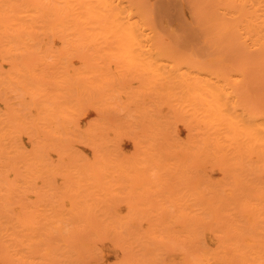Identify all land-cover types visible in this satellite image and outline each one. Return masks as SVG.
<instances>
[{
    "label": "bare ground",
    "instance_id": "obj_1",
    "mask_svg": "<svg viewBox=\"0 0 264 264\" xmlns=\"http://www.w3.org/2000/svg\"><path fill=\"white\" fill-rule=\"evenodd\" d=\"M0 13L3 14V16H0V27H3L6 30L7 35H8V38L6 41L5 55L0 54V74L1 75H6L11 81L15 82L17 84V86L21 87L25 92H27V94H32V93H37V92L41 93L45 97L46 101H51L53 104L56 105L57 109H54L55 114L59 113L61 110L62 119L65 121V120H68V118L71 119L73 114L77 115L78 111H79V107H77V108L73 107L70 104V100L67 98H64L65 95L67 96L68 93H71V95L73 94L72 96H75L78 99H81V98L84 99L85 96H87L89 94L90 95L92 94L91 96H93V92H96V91H91V93H89V89H87V87H86V89L82 90L81 89V88H83L82 84L83 83L85 84L87 82V84L91 83L93 85L96 83L95 80L98 81L97 77H99V79H101V81H102V78L105 77L104 80L106 81V78H108V76L110 74H112V73H110V74H108V76H105V75H107L105 70L106 69L108 70V66L110 65L109 63L111 62L109 60V58L112 61L115 60L114 63H117V60H118L119 63H117V64L118 65L120 64L123 67L122 68L120 65L118 66L115 64L117 69H118V70L115 69V71L123 72V75L121 73L122 76L119 75L121 77V81H122V79L124 82H125V80H128L129 78L131 79L133 72L130 74L131 77H129L128 79H125L127 77L125 75L127 74L128 71L131 72L132 69H133L132 71L136 70V72H139L140 75L137 73L138 76H141L142 73L144 76V73H145L147 75V78L151 79V82H153V84H152L149 81L150 84H152L151 86L146 84L147 86H149V89L151 87L155 88V85L160 83L159 87L163 88V90H162L163 92H165L167 89L170 90V91H166L165 93L162 92L164 95H166L167 92L168 93L171 92V90H172V92L174 91L173 94L176 97L178 96L177 99L179 98L178 92H180L182 94V97L180 95V97H181L180 99L177 100L174 98V100L172 101L173 95H172L171 100H170L171 97L167 98V96H165L163 99V95H161L163 102L165 103V100H167L166 103H168V102L170 103V105L168 103V107L169 106L173 107L172 109H170V107H169L170 112L169 111L167 112L169 114V116L166 115V118H165L164 114H161L159 112L160 111L159 107H163L162 106L163 103L159 107L154 106L153 103H149L147 101L145 103V100H144L145 96H144L143 91L140 92L137 89L138 93H140L142 96H144L143 97L144 99L142 97H140L139 99L140 100L142 99V102L144 104H146L147 106H148V104H150L152 107L154 106L157 109L159 108L158 109L159 111L157 109L155 111V109H154V112L156 113V115L159 113L158 116L159 115L164 116V118L166 119V121H165V119H162V121H163L162 124L164 122H166V123H168V126L166 123H164L163 127L165 125L166 126L164 127V129L163 128L161 129V127H160L161 126V123H160L161 119H159V118L157 119L156 118L157 116L156 117L153 116L154 118L157 119V121L155 119V122H154V119L151 116H148V115H151L152 112H150V111L152 109H150L149 107H145V109L143 108V111H145L147 109H149V110H147L146 113L143 112L141 109L142 104L138 103V102L134 103L135 101H139V100L133 101L135 96H133V95L128 96L127 91H128V89L130 91V88L126 87L127 83L123 84V86L125 85L124 88L122 87L123 82L119 83V85L122 87V89L119 87V88H117L116 92H115L114 88H113V90L111 88V92L113 91L114 94L115 93L118 94L117 93L118 89L120 90V94H121L126 90L125 88H128L127 91H125L127 94V98L125 99L126 101L123 100L124 101L123 105L121 104L123 102L121 99H120V101H122V102L118 103L119 98L115 97L113 99V101L117 102L118 105L121 104L123 106V109H125V107H126V109L130 108V105H129V107L127 106L129 103L133 104L135 106L140 104L141 108L138 106L141 109L140 113L138 114V111H139L138 107H137V110H135V111H137L138 115L142 114L141 111L143 112V115H141V117L143 116L142 122H143V120H147L151 117L150 120H151V124L153 125V127L151 126L152 128H150L148 126L149 124H147V128L149 127L151 130L156 131L155 135H153L151 133L152 131H150V135L152 137V140H151V138L149 139L150 135L146 136V137H145V135L143 136V133L145 132V129L143 127L145 125L143 124V127H142V123H139V124H141V130H142V128L144 129L142 131L143 133L141 134L143 136V138L142 137L139 138V136L138 137L136 136L137 139L142 140L141 141L142 143L140 142L141 143L140 145L143 144L141 146L142 147L141 149L142 150L144 149V152H141L142 150L139 149L140 146L138 145L139 140L135 139L134 132H132V130L135 129V126L133 125L134 127L132 126V129H131V126H129L130 123L128 122L129 125L125 123L127 121L125 119L128 115L126 117H124V120H125L124 124L128 125V127H129L128 130H127V128H120L118 125L113 128V129H115L118 127L119 129L126 130L125 134L123 133L124 135H122V136H124V137L128 136L129 139H130V137H132V138H134L135 142L136 141L138 142L137 148L134 151L135 154L138 156H135V159H141L142 158V160H143V157L140 158L139 156H143L144 154L149 155V153H150V155H149L150 157L148 158L150 161H147V160L146 161L150 162V163L153 162V164L156 163L155 166L160 168L157 165V163H160V164L162 163L161 161H163V160L160 159V158H163L161 156L162 153H164L163 156H165V155L167 156L169 153L171 157L169 155L167 157H164L165 165H162L164 163V161H163V163L161 164V168H165L163 170L167 171L166 174H168V173L170 174V171H168V170L172 167H170L171 166L170 163L169 164L167 163L168 165H170V166H167L166 162L172 161L171 162L172 166H174V167H175V165H176V167L178 166L179 168H177L178 169L177 171L182 170V171H179V173L183 172V174L180 173V175H178L179 173L177 174V171H175V169H171L172 170L171 171L172 173L170 174L171 176L168 175L169 179H170V180L169 179L168 180L170 182L168 181V183H167V181H166V184H164L165 182L161 181L163 183V184L161 183L163 185V186L161 185V187H165V185H167V184L172 186V184H170L172 181L173 185L178 187L177 192L174 193L173 189H172V191H170V189L168 191L164 189V192L165 193H166V191H167V193L172 192L171 194L174 195L177 193L181 194V192L183 191L181 197H179L180 195L178 196L179 199H181V200H182L183 195L187 196V197L184 196L185 200L189 199L190 198L189 196H191V194H189V192H187L188 190L186 189L187 188L186 185H184V184H188L190 182L189 179H187V176H183L184 173L187 171L184 172L183 170H185V169H180L185 164L188 165V163H191V165H188V170H191V173L190 172L187 173L188 177H190V175L192 173H194V171H192V169L194 170V167H195L197 170V165H196L197 163H194L192 161L198 160L199 158H201V160L205 159L203 161V163H204V162H207L209 160L207 162V164H209V166H206L204 168L206 169V171L208 173L207 175H210L212 177V173L214 171V168L219 166L218 165L215 167V163L216 162L218 163V161H219V163H221V165L222 164L229 165V163H230L231 165H235V166L238 165V163L241 166H245L244 165L245 162L248 161V162H246V165L248 163H250L248 165L249 166L251 165L250 168L252 169V171H249V172H250V174H253V175H249V172H247L246 170H245V172H247L248 174L243 173L244 171L242 172L240 170L235 171L238 178L240 177V173H241V180L243 182L245 180V182H244L245 184L243 182H242V184L240 183L241 185L238 184L241 181L239 179H236L239 182L236 181L235 180L236 175L234 173L232 174V171L230 172V174L233 176V178L235 180L234 185L236 184L234 187L233 195H235L237 193L236 196L240 197L242 200L250 198V200L249 199L245 200V202L243 200L242 202L245 204H242V205H245V208L247 207V210L250 208L251 210H249V212L252 210L254 211L256 209L257 212H259L258 213L259 215H260V213L264 215V212H262V211H264V209L263 210L261 209V208H264L263 207L264 205H262V204H264V201L261 200V198H259V199H258V197L255 198L256 196L254 195L255 193H253V192H252L253 194L252 193L248 194V190H250L249 191V193H250L251 188H252L251 187L249 189V187H250L249 185H253V189H256L257 192L264 193V105H262L264 103V100L262 101V103H261V101L259 102V98L257 97L258 91L255 87L257 83H255L254 79H252V77L254 78L255 75L257 74L256 72H258V71L264 72V0H0ZM39 30H42L43 34H39ZM206 44H207V48H205V46H204ZM203 48L205 51L202 50ZM18 49H20L19 57H12L11 53L18 50ZM53 55L56 57V59L55 60H49V57L53 56ZM97 56H100V58H102V59H100V61L103 60L104 66H107V65L108 66L104 68V66L102 65V62H99V65L97 64L96 61H94V63H93L92 59L97 57ZM7 57L11 58L10 61L8 62V67H3V65L7 63L6 61H4V59H6ZM107 57H108V59H107ZM105 58L109 61V63H107V60H105V62H104ZM243 58H245V59H243ZM63 59H66V61L69 62L68 65L65 63V61H63ZM237 59L240 61L243 60L242 61L243 63H239V61H236ZM61 60H62V62H60ZM120 60H121V62H120ZM235 61L238 62L237 66H235L236 65ZM104 63H106V64H104ZM61 64H63L62 65L63 68H62ZM64 64L67 66H65ZM99 67H101L100 68L101 71H103L105 69L103 71L104 73L100 71ZM109 67H111V66H109ZM120 67H121V70H119ZM114 68H115V66H114ZM61 69H64V70L61 71ZM111 69H112V67L109 70H111ZM124 69H125V71L128 69V71L124 72ZM71 70H73V71L75 70L76 72L69 73V71H71ZM67 71H68V73H67ZM84 71L86 73L95 71V74H96V72L99 71V73L100 72L103 73V76L101 73H100V75H98L99 73L96 74L95 80H94V78L91 80V81L94 80V83H92L89 80L91 78H89V76H87V74ZM115 71H112V72H115ZM250 71L254 72V74L251 73ZM77 72H81V73H79L81 75H82V73H84V74L82 76L80 75L81 77L79 76V79H78L77 77L79 74H77ZM107 72H109V71H107ZM119 72H118V74H120ZM66 73H67V75H66ZM72 73L75 75L74 77L72 76ZM137 74H134V75L137 76ZM248 74L252 75V76L249 75V79H252V81L254 82V83H251L250 86H249L250 83H249L248 79L246 80L244 78V76L247 77ZM84 75L87 76L88 78L85 77ZM100 76H102V78ZM124 76H125V78H124ZM143 76L139 77V79L136 78L137 80L134 77H132L134 80L131 79L132 80L131 82L140 81L141 83H146L144 81L145 80L147 81L148 79H145V77H143ZM84 78H86V79H84ZM110 78H113V79L116 78L117 79V77L115 75L111 76ZM110 78H109V82L111 83L113 81V79H110ZM143 78H144V81L140 80ZM83 79L86 81L84 82ZM244 79H245V81H244ZM115 80L113 81L114 83H115ZM105 81H102L104 83L100 82L102 84V86L108 85L107 81H106V83H105ZM129 81L130 80H128V83H131ZM156 81H158V83H156ZM80 82H82V83H80ZM79 83L81 85H79ZM147 83H148V81H147ZM154 83H155V85H154ZM115 84H117V83H115ZM115 84H113V85H115ZM141 85H143V84H138L136 86L141 87ZM261 85H263V84H261ZM79 86H80L81 92L79 91ZM88 86H90V85L88 84ZM128 86H129V84H128ZM131 86L133 87L134 85H131ZM156 86L158 87V85H156ZM71 87H73V88L75 87L74 89L76 91L74 89H72L74 91H71L70 90ZM116 87H115V89H116ZM159 87L157 89H159ZM258 87H259V85H258ZM134 88L136 89L135 86H134ZM263 88H264V85H263ZM121 90L122 91L124 90V91L121 92ZM82 91H83V93H82ZM146 91L150 92L151 90L149 91L146 89ZM159 91H161V89ZM111 92H110V94H109V92L106 94L101 92L103 97H100V98L103 99L104 95H105L107 97V99L109 98V100H111L110 95H112V96L114 95L113 93L111 94ZM135 92H137V91H135ZM151 92H152V96L149 95L150 98L155 97L154 99H156L157 97L153 96L155 94V90L152 89ZM153 92H154V94H153ZM172 92H171V94H172ZM99 93L97 92V94H99ZM123 94L125 95V93H123ZM135 94H136V97H138V95H140V94L137 95V93H135ZM147 94H149V93H147ZM107 95H109V96H107ZM94 96H97V95L94 93ZM183 96L185 98H183ZM106 97L104 98V102H106V104H107V105L105 104V106H107L105 108H108L107 110L109 112V110H111L112 108L110 105L108 107V101L109 100L105 101ZM129 98H132L131 102H130ZM165 98H167V99H165ZM83 99H81V100H83ZM128 99H129V102L127 101ZM135 99H137V98H135ZM158 101H160V100H158ZM109 102H111V101H109ZM125 102H128V103L125 104ZM139 102H141V101H139ZM174 102H177V104H174ZM185 102H187V104H189V105H192L193 107L192 106L189 107V105H188L187 108H185V107L183 108L184 110H179V109H182L181 106H184V105H180V106H178V105L181 103L187 105ZM155 103H157V102H155ZM121 105H119L120 110H119V108H115V106H114L113 108L115 110L114 109L112 110L113 113H114V111L116 112V109H118V113H119V111L122 113V111H121L122 106ZM1 106H3V104ZM177 106H178V108L176 109ZM116 107H118V106H116ZM179 107H181V108H179ZM189 108H193L195 112H192L193 109L191 111V109H189ZM173 109L175 110L176 116H178V117L175 116V112H173L174 111ZM188 109H189L188 112L191 111L190 112L191 114L186 111ZM112 111H110V112L112 113ZM199 111H200V113H199ZM66 112H67L68 117L66 116ZM147 112H148V114H147ZM197 112L199 113V115H196L197 117L194 116L196 119L192 118L191 120L192 121L194 120V122H195V120H197L198 122L196 121L197 122L196 124L192 122L191 125H193L192 126V128H193L194 125L199 124L198 128H196V126L194 127V129L195 128H196V130L198 129L197 132H196V130H194L197 135H200L201 130L204 129L202 132H205V133H204V137H202V138H204L203 143L205 145V147H204L205 150L202 149L204 146L202 144H200V148H198L199 144L197 142H199L200 139L199 138L197 139V137H198L197 135L196 136L194 135L195 139H197V141H194V138H193L194 143L197 144V146L193 144L194 148L191 147V144L193 142L191 136H190V139H188L187 143H186V141H185V143H182L184 141L182 140V142H181V140L178 139L179 136H177V137L172 136V137H170V139L173 142H175L177 145H178V141H180L181 145L179 146V149H180V151L182 150L181 152H183V150H184L185 152H183V153L189 152L192 155V156L190 155L189 158L185 157L183 155L184 158L182 157V159H181L180 155L176 156V153L178 154V151H177L178 146L177 147H174V145L171 146L174 143L171 140H169V138L166 139L167 136L165 137L163 135H165L164 133L167 132L168 134L167 133L166 134L171 136V134L168 132L169 131L168 128L169 127L171 128V126L173 125V123H172V125L169 123L170 122L169 119L172 117L173 114H174L173 116L176 118H181L183 116L185 117L184 114H186L187 116L189 115L188 117L186 116L187 118H189L190 115H192V116L194 115L192 113L197 114ZM167 113H165V114H167ZM170 113H172V115ZM177 113H178V115H177ZM181 113L183 116H179V114H181ZM99 114H101V113H99ZM105 114L107 116L110 113H108V114L105 113ZM112 114L107 116V118L108 117L110 118V116H113ZM120 114H118V115H120ZM137 114L135 116H137ZM118 115H117V117H118ZM144 115L148 116L149 118H147V117L144 118ZM99 116H100L99 118L101 119L102 116L101 115H99ZM106 116L105 117L103 116V117L106 118ZM167 117L169 118L168 121H167ZM174 117H172V118H174ZM97 118H95V120ZM21 119H22L21 115L17 117V120L21 121ZM100 119H98V120H100ZM111 119H109V120H111ZM113 119H115V117ZM128 119H129L128 121L133 122L132 117H131L132 120L130 118H128ZM183 119L185 120V118H183ZM95 120H94V123L91 124V125H93V127L95 126L94 127L95 130L92 129L93 127L91 128L90 125H89V127H87L89 133L92 132L90 134L91 137H92L93 133H94V135L92 138L99 137V136L101 138L106 137L105 135H103L104 136L103 137L101 134H98V136H97V130L101 129L100 123L102 120L99 121V123H97V121L95 122ZM171 120H173V119H171ZM175 120L176 119L174 118L173 121H175ZM152 121H153V123H152ZM180 121H181V119H180ZM186 121H187V119H186ZM158 122L160 125L157 124ZM176 122L177 123H175V124L178 125V119ZM95 123H97L98 125L97 124L95 125ZM102 123H104V126H105L106 122L104 121ZM110 123H111V121H110ZM155 123H156V125L154 126ZM53 124H54L53 129H56L57 128L56 127V121ZM107 124L108 123H106V125ZM183 124H185V123H183ZM200 124L202 127L200 126ZM177 125H176V127H178ZM158 126L160 127L161 131L158 130L159 129ZM187 126L191 130L189 123H187V125H185V127H187ZM166 127H167V129H166ZM176 127L174 125L172 127V131H174V128L176 129ZM199 127H200V129H199ZM180 128H182V127H180ZM90 129H91V131H90ZM207 129L209 130L210 133L207 132ZM157 130L159 131L158 133H157ZM199 130H200V132H199ZM211 130H213V132ZM129 131L131 134L130 136H129V133L127 134V132H129ZM134 131H135L136 135H138L137 132L140 131L139 127H136V129ZM155 131H154V133H155ZM189 131H188L189 134L187 133V135L195 134V133L190 134V133H192L191 132L192 130L190 132ZM18 133L19 132H17L16 134H18ZM89 133L86 132L87 135ZM175 133H176V131H175ZM175 133L173 132V134H175ZM114 134L118 135V136L115 135L117 137V139H120V137H122L121 135L119 136V134H117V133H114ZM146 134H147V132H146ZM206 134H208V135H206ZM0 136H11V128H10L9 123H6L5 125L0 127ZM154 136L159 137V139H161V138L164 139L163 143H165V144L161 145L162 141L154 140L153 144L154 143L155 144L153 145V144L149 143L147 145V147L149 146L148 149H145L147 147H145L146 144L143 143V139L146 138V140L148 139L147 141L151 140V142H152L154 139ZM201 136H203L202 133H201ZM116 137L113 136L114 139ZM56 139H58L56 136L53 137V140H56ZM155 139H158V138H155ZM167 140L171 141L172 144ZM200 141H202V140H200ZM188 142H189L190 147L192 149L190 147H188ZM166 143H167L168 147H167ZM211 143H213L212 146L210 145ZM183 144H185V146ZM186 144H187V146H186ZM169 145H170V147H173L175 150H173L172 148L170 149ZM210 146H211V149L209 150ZM150 147L151 148L153 147L154 149H151ZM183 147H187L189 151L187 149L185 150V148H183ZM1 148H2V142L0 141V153L2 152ZM160 148H161V151L159 150ZM137 149H138V151H137ZM195 149H197V150L195 151ZM199 149H201V150H199ZM215 149H217V151ZM147 150H149V152H147L148 154L145 152ZM167 150H169L170 152H168ZM109 151L110 150H107L106 154H108V156H109V154L111 153L110 154V156H111L113 152H111L112 151L111 150L110 153H108ZM194 151H195V153H194ZM200 151H202V152H200ZM205 151H207V152H205ZM134 152L131 151V153H133V154H134ZM137 152H139V153L137 154ZM152 152H154V153H152ZM159 152L161 153V155H159L160 154ZM39 153L42 154L40 149H39V151L38 150L35 151L36 158H30L31 163L29 164L27 174L24 177V181L26 183H30V182L32 183L31 184L32 188H31V185L29 188H31L33 190V187H36V188H34L33 191H35L38 187L37 183L32 182L37 177L36 172H39V170L41 172L42 169H44L45 167L50 168V172L54 169L53 166H47L44 163V160L40 159ZM151 153L153 154V156ZM172 153L175 154V155H173L174 157L175 156L177 157V158H175L177 161H175L174 158H172L173 157L171 155ZM2 154H3V156H0V161L1 160L4 161V158H3V157H5L4 152ZM202 154H204V156H203L204 158L202 156L200 157V155H202ZM185 155L188 156V154H185ZM195 155L196 156L199 155V157H195ZM156 156L157 157L161 156V157L157 158ZM178 156L180 157L179 160H181L182 163L185 162L184 164H181V162L180 163L178 162ZM109 157L108 158L106 157V159H105V157H103L104 162L106 161L105 163H107V164H111L110 162H112V159L107 160V159H109ZM130 157H129L130 159H134L133 155H131ZM129 158L127 157L126 161H128ZM168 158L170 159L169 161L166 160ZM212 158H213V160L215 158L216 159L214 161L210 162V159H212ZM245 158H247V160ZM171 159L174 160V163H173V160H171ZM116 160L117 159H115V163H116ZM151 160H153V161H151ZM146 161L144 162L145 165L147 164ZM240 161H242V162L240 163ZM132 162L135 163V164L132 163L134 165V167L137 163V169H138L137 171L138 172L140 170V168H139L140 166H141V169H143L142 167L145 166L143 164H142L143 166L140 164L141 161H140V163H138V161L134 162L132 160ZM197 162L202 163V161H199V160ZM117 163L119 164L121 162L118 161ZM125 163L126 162H124V165L119 164V166L122 167V169L118 166V164H117V166L122 171H125V169L127 167H129L130 169H133V165H131L129 163V166H128V163L127 164H125ZM177 163H179V165L181 164L182 166L180 167L179 165H177ZM211 163L213 166L211 165ZM226 163H228V164H226ZM99 164H100V161H99ZM138 164H139V167H138ZM192 164H193V166H192ZM101 165H102V163H101ZM224 165H222V167ZM240 165H238V166L241 167ZM167 167H169V168H167ZM190 167H191V169H190ZM224 167H226V166H224ZM227 168L229 169L230 166ZM130 169H128V170L130 171ZM200 169H202V168H200ZM243 169H245V168H243ZM133 170L130 173H132L134 175H133V178L130 175L131 176L130 179L136 180L139 177L144 175L146 178L145 181L149 182V184H151L150 186L155 187L153 184V183H155V180H154L155 178H153V179L150 178V180H148L149 176L147 175V171L145 172V169H144V173H146V175L143 173L141 175V173H140L138 175L139 177L137 176L138 178L136 177V179L134 178V176H136V174H138V172L136 173V171H135L136 169L134 170L135 172ZM129 171H128V173H129ZM142 171L143 170H141V172ZM174 172H176V173H174ZM226 172H228L227 169H226ZM233 172H234V170H233ZM95 173L97 174V170ZM126 174H127V172H126ZM166 174H164L165 177H167ZM187 174H185V175H187ZM245 174H247V175H245ZM34 175H36L35 178H33ZM181 175H182V179L180 178ZM193 175L194 174L191 175V178L192 177L195 178V175L194 176ZM242 175H243V178H242ZM85 176H86V174H85ZM175 176H177V177H175ZM227 176H228V174H226V177ZM184 177L189 182L186 181ZM83 178H85V177H83ZM160 178L163 179V176L161 175L158 179H160ZM172 178H175V179L178 178V181L183 180L184 182L183 181L182 182H180V181L176 182ZM212 179H213V177H212ZM30 180H32V181H30ZM35 180H37V178ZM248 180H249V183H248ZM251 181H252V183L250 184ZM175 182H176V184H174ZM191 182H193V181L191 180ZM214 182H216V181H214ZM67 183H68V185H67ZM71 183L72 184H70V182H66L65 186H67V187L70 186L71 188L73 187L72 190L69 189L70 187L67 190L68 191L69 190L74 191V192L77 191L78 192V193L76 192L77 196L84 194L82 196H83V198H85L86 192L84 190L82 192H79V190H74V187H76V189H77V188H79V186H81L82 183L76 182V185H73V183H75V180L72 181ZM79 183H80V185H78ZM97 183H99V186H101V184H102V183H100V181H98ZM97 183L94 186H96ZM226 183H229V182L226 181ZM33 184H34V186H33ZM218 184L220 186L219 180H218V182H216V185H213L216 187V190H219L221 188L220 187L219 189H217ZM243 184H244V186L248 184L247 186H245L248 189L245 188L244 186L242 187ZM237 186L239 188L241 186V188H240L241 190H239V188ZM226 187H228V186H226ZM143 188H144L143 189V196L145 195V197L144 198L142 197V199L140 198L141 196L138 193L133 195L135 193V190L134 191L129 190L130 192L129 191H127V192H129L128 195L131 197H134V198L139 197L141 199V203H143V206L141 203H140V206L144 208L145 206H147V202H150L153 198H151L152 197L151 194H148V192L149 193L151 192L149 187L145 186ZM146 188L148 189V191L147 190L145 191ZM183 188H184V190H183ZM5 189H6L5 182L0 180V195L4 194ZM98 189H100V188H98ZM243 189H244V191H243ZM245 189H247V191H245ZM179 190L181 191L180 193H179ZM256 190H255V192H256ZM93 191H95V189ZM97 191L100 192L102 190L100 189V191L99 190H97ZM252 191H254V190H252ZM113 192L115 194H119V193H116L115 190ZM131 192L133 194L130 195ZM164 192L161 193V196L163 194V197H165ZM184 192H186V194ZM239 192L241 193L240 194L241 196L239 195ZM245 192H247L246 195H245ZM79 193H81V194H79ZM106 193L107 192L104 191V194H106ZM125 194L127 195V193H125ZM147 194H148V197H147ZM108 195H109V192H108ZM114 195H113V197H114ZM136 195H137V197H136ZM77 196L74 195L73 197H77ZM82 196H80L79 198L82 199ZM99 196H102L103 198L106 197L105 195H101V194ZM119 196H121V195L120 194L118 196L116 195V197H117L116 199H118V200L114 199L112 201L113 204L111 203L112 206H111V204L108 203L111 207L108 204H106L107 206H109L110 212H112L115 209L114 206L115 207L118 206V205H116L117 203L118 204L120 203L119 201L121 200V197L119 198ZM175 196H172L171 198H173ZM231 196L229 195V196L224 197L223 201L228 202L226 200V198L230 197V199L232 198L231 200H233L235 203H237V200L240 199V198H237L236 196H234V197H236L237 199H235V198H233V196L232 197ZM78 197L75 199L79 200ZM246 197H248V198H246ZM96 198H94V199L100 201V203L98 201H95V200H94V202H95L94 203L93 201H91L92 199L89 198V200H87V198H85L82 202H85V200H87L85 202L87 206L83 205L85 207H82V208L86 209L87 207H90L88 209L91 210V207L93 205H94V207H97L98 204L101 205V200H100L101 197H96ZM107 198H109V197H107ZM107 198H106V200L104 199L106 201V203L108 201ZM148 199L150 201H148ZM177 199L178 198L173 200V204L171 206L177 204ZM257 199H258V201H257ZM142 200L143 201L145 200V201L142 202ZM240 200H238L239 203H240ZM251 200L253 202H255L254 205L256 204L257 208L250 207V205L251 206L253 205V202L251 204ZM80 201H78V202L75 201L76 206H77V204H81ZM90 201H91L92 206L87 204V203L90 204ZM249 201H250V203H249L250 205L247 206L246 204H248L247 202H249ZM259 201H260V204L257 203ZM261 201H263V202L261 203ZM11 202H12V200L9 199L8 197H4L3 199L0 198V219L5 217V216H9V208H10ZM114 202H115V204H114ZM145 202H146V204H145ZM178 203H180V202H178ZM72 204H74V203H72ZM75 204L72 208H75L76 212L79 213V211H81V210L77 211L78 206L76 207ZM82 204H84V203H82ZM103 204H104L103 205L104 207H102V205H101V207L104 209L106 207L104 201H103ZM222 206H224V205L222 204ZM230 206L235 207L234 204H232V205L230 204ZM242 207H244V206H242ZM140 208H137V210L134 209L129 213H127L128 211L126 212L129 215V217L132 216L133 213L135 214L134 217L133 216L131 217L132 219L129 218L127 216V214L125 213L127 216V219L128 218L130 219L129 220L130 223L135 221L136 218L138 219V217H139V219L138 220L136 219L137 225H138L139 221L144 222L145 220H143V218L145 217V215L147 217V218L145 217V219H147V220H149L151 215L153 216V218L154 217L157 218V214H150L148 216V214H146L142 208H141L142 210H139ZM165 208L168 209L170 207H168V208L165 207ZM165 208H164V211L162 210V214L163 213H165L166 215L168 214L169 217L166 216L163 220H162V217H159L157 219L155 218L153 220V223H155V225H154L155 227L157 224V226L160 225L158 227H160V228L162 227L161 229L167 230V228H168V230H170V226L167 225L165 222L167 220H169L168 218H170V215L172 216V214H170V213H172V211L171 210L168 211L169 209L166 211ZM21 209H22V207H17L16 213H19ZM58 209L56 210V212L60 211L61 213H64V212H62L63 210L61 211L60 208H58ZM67 209H68V207H66V210ZM84 209L82 211L87 212L88 209L87 210H84ZM64 211H65V209H64ZM68 211H70V210H68ZM107 211H108V207H107ZM140 211H141V213H140ZM145 211H146V207H145ZM110 212L106 213V211L104 210L106 222L105 223L103 222V224H105V225H103L101 227L102 229L104 228L103 229L104 231H102V232L103 233L105 232L104 234H107L108 233L107 229L111 225L110 226L111 229H109V232H110V230L111 231L113 230V231H112V234L110 233L109 235L116 236V239H114L112 237L114 240V242H112L113 240L110 241L111 239L109 236L108 240L110 242L114 243V245H116V246L121 245L124 247V244L126 242L127 243L125 245H129V243H130L129 238L130 237L132 238V236H130L131 233L128 232L129 235H127L128 236L127 237L128 241H127V239H125L126 235L123 236V234L124 233L126 234L127 231L126 232L124 231V233L122 234L121 233L122 232L121 227L123 230V226L120 227V230H118V228H119L118 226L116 227V225L117 224L119 225V223L121 221H123L124 218L123 217L120 218V216H121L120 213H119L120 216H118L117 212L113 211L117 214L112 212L115 215L111 214ZM142 212H144L145 215H143ZM57 213L59 216L61 215V213L60 214H59V212H57ZM77 213H76L77 216H75V215L73 216V219L75 221H78V220H80L79 218H81ZM130 213H131V215H130ZM137 213H139V214H137ZM65 214H62L61 217L65 216ZM67 214H68V212H67ZM56 215L54 217V218H56L55 221L59 222L60 220H62V219L57 220L60 217H58V215L56 217ZM107 215H109V217ZM122 215H124V214H122ZM52 216H54V215H52ZM236 216H238V217H236ZM240 216L242 218L244 215H238V214L235 215V218H238V221L236 222V230L238 229V233H239L238 235L239 236H240V232L242 231L241 229H244V227H242L243 225H238ZM52 218L50 217V219H52ZM141 218H142V220H141ZM153 218H151V219H153ZM47 219H48V217H47ZM50 219H49L50 223L54 224V223H52V221ZM65 219H66V217L63 220L64 222L66 221ZM107 219H109L110 224H109ZM112 219H113L112 223L114 225H112V223H111ZM242 219H245V218H242ZM117 220L118 221L121 220V221L116 222ZM45 221H47V220H45ZM63 221H60V222L64 223ZM48 222H47V224H46V222L42 223V224L48 226ZM141 222L139 224H141ZM162 222H164V223L162 224ZM122 223L125 224L126 221H123ZM167 223H169V222H167ZM30 224H32V223H30ZM51 224L49 225V227L51 226ZM190 224L191 223H188V227L190 226ZM56 225H55V227L58 226V225L57 226ZM137 225H134L135 227H134V230L132 231V232H134V235H135L134 238L135 239L134 238L131 239V245H129V246H135L133 243L135 240L136 243L138 242L137 244L140 247V245H142V243H140L141 241H143L144 239H148L151 235H153V234L156 235V233H159L161 231L160 230L159 232H157L159 229L158 227L156 229L154 228V226L149 227V228H154L156 230V233H154L152 229H149V232H151V235H150L148 230L147 231L146 230L144 231V229L142 230L141 225L140 226L138 225V228H136ZM165 225H167V226H165ZM253 225H255L254 230H256V229L259 230L260 228L264 227V225H262L261 222H260L261 227L260 226L258 227L256 225V223L254 224L252 222V226ZM28 226H30V225H28ZM32 226H34V228L38 227V225H36V227H35V225H32ZM47 226H42L45 228L38 227V229L42 228L41 230H44V229L47 230V228H48ZM62 226H60V227H62ZM112 226H115L117 230H114L115 227H112ZM128 226L129 225L126 223V225L124 226L125 229L128 230L130 228V227L127 228ZM132 226H133V223H132ZM63 227H66V226H63ZM191 227L192 226H190V228ZM229 228H230V224L226 223L224 226V229L227 233H229ZM132 229H133V227H132ZM263 229H261V230H263ZM62 230H63V232L61 230H59V231H61L62 234L61 233H59V234L54 233L55 238L52 235L54 240L56 239V236H57L56 234H58V237H59V235L62 236L66 229L64 228ZM247 230L251 231L250 228ZM39 231H37V232L39 233ZM118 231H121V232L119 233ZM135 231H136V233H135ZM243 231H246V229H244ZM257 231H256V234L258 233ZM40 232L42 233V231H40ZM141 232L144 234L142 235ZM146 232L150 236H148V234ZM117 233H118V237H120V234H121V236L124 237V240L126 242H124V240H122V237L119 238V241H118L117 240L118 239ZM139 234H141V236ZM236 234L237 233H235L234 235H236ZM243 234L244 235H242V236L246 235L245 232H243ZM159 235L161 236L162 239L160 238V236L157 237L158 234L155 237L152 236V239H155L157 237L155 239V241H156L155 243L160 245V247H161V245H163L165 241H166L165 244L168 241L165 240V237L162 236V235L165 236L166 233L163 234V232H162V235L161 234H159ZM248 235H249V233H248ZM260 235H256V236H258L257 237L258 240H256L258 242L263 241V239H261V238H264V237L260 238ZM263 235H264V233H263ZM27 236H26V234H24L22 236V238L20 237L19 238V239H21L20 242H23L25 244L26 240H29ZM41 236H43V235H41ZM107 236H108V234L106 236L104 235L105 238ZM136 236L141 237V241H140V238H138L139 239L138 240ZM239 236H238V238H239ZM44 237H46V236H44ZM44 237H42V239L44 241L42 240L41 243L46 242V238H44ZM50 237L51 236H48L47 239H50V241H52ZM104 237H103V239L105 240ZM143 237H145V238H143ZM241 237L239 239H241ZM252 237H254V236H252ZM107 238H106V241H107ZM158 238H160V241L157 240ZM243 238L244 237H242V239ZM30 239H32V238H30ZM152 239L150 237V239H148V240H149V242L151 241V246L153 247V245H155V244H153L154 240L152 242ZM163 239H164V241H163ZM242 239L239 240V243H237L236 247L233 248V251H235L233 253H231V248L229 246L230 245L229 240L227 239V241H225V247H226L225 249L226 250L222 256L219 255L220 258L222 259V261L219 259L218 255L215 254L217 250L213 252L212 250H214V248H211V253H214L215 257L217 255V258L221 261L222 264H264V243H261V244L258 243V246L255 247V245H257V244L252 246L253 243L250 242V240H248L246 243H244L245 240L243 239L244 240L243 241ZM241 241H242V244H245L244 246L241 245ZM19 244L20 243H18V245ZM33 244H35V241H33V243L31 242L32 249L34 246ZM165 244H164V246L168 248V245H165ZM149 245L146 244L145 246L149 247ZM145 246L143 244V247H142L143 249H145L144 253L146 254V252H147L149 254L151 251L148 252L147 250L149 248L146 250L147 247L144 248ZM156 246H154L152 248L154 252L152 251L153 254L150 255V258L153 259L150 261L151 264H156V261H155L156 258H157L156 259L157 262L161 263L163 260H160L159 258H161L164 251L167 250V248H164V246H162L161 248H163L164 250H161V248H160L159 251H157V249H154ZM238 246L239 247L241 246V247L239 248ZM68 247H65L66 253H69L68 252L69 250L67 249ZM59 248L60 247H56L55 249L57 250ZM62 248L63 247H61V249H60L63 251L62 254H66L65 249L64 248L62 249ZM130 248L131 247H129V251H128V249H127V251L131 254L128 255V252H127V254L124 255L125 258L127 255L128 256L131 255V257L133 258L135 253L138 252L137 254L140 255L139 252H142V251H140L142 248H139V250H136V252H135L136 247H134L131 250L133 251V249H134L135 253L133 252V254H132V252L130 251ZM248 248H250V249H248ZM5 249L7 250V254L5 255V259L10 261L12 264H15V262L11 260L10 252H8L9 250L12 249L11 245L5 244ZM32 249L29 248V250H26L25 247H22V248H19V249H16L13 251V256L16 259L18 258V256H16L17 252H19V251L22 252L21 254H20V252L18 253V254H20L19 258L21 259L20 260L18 258L16 260L18 262V264L19 263L20 264H26V262L30 261L31 258H33V255H31V252H29V254H28V251H31ZM60 250H57V252ZM238 250L240 252H238ZM54 252L50 251V253H49V254H51L50 257H53V258L56 257L55 254L57 252L56 253H54ZM137 254H135V257L133 259L135 260V263L137 262L136 264H142L143 261L141 259L145 258L146 255L144 254V257L142 255H140L141 256V259H140V257ZM29 255H31L32 257L30 258ZM66 255H69V254H66ZM27 256H29V257H27ZM59 256H60V254L57 255L56 258L58 259ZM124 256L121 259V261L123 260L122 261L123 264H124V262H125V264H131L134 261L132 258L129 257V259L127 258L128 260L127 259H125V260H127L128 262H130L131 260H133V261H131V263H127V261L124 260ZM137 257H139L138 258L139 260L138 259L136 260ZM25 258L27 259V261ZM57 259L55 261H57ZM143 260H144L143 264H149V263H145L146 258ZM58 261L61 262L60 259ZM33 262H28V263L29 264L30 263L35 264V261H33ZM59 262H58V264H59ZM120 262L117 264H122ZM52 263L54 264V260ZM135 263L133 262V264H135ZM186 263H188V264H212L209 260L205 261V259H200V258L194 259L191 263H189V262H186ZM55 264H57V262ZM60 264H71V261L67 262L64 260ZM162 264H164V262H162Z\"/></svg>",
    "mask_w": 264,
    "mask_h": 264
},
{
    "label": "rangeland",
    "instance_id": "obj_2",
    "mask_svg": "<svg viewBox=\"0 0 264 264\" xmlns=\"http://www.w3.org/2000/svg\"><path fill=\"white\" fill-rule=\"evenodd\" d=\"M0 16H3V14L0 13ZM39 34H43V31L42 30H39ZM7 38H8V35H7L6 30L3 27H0V54L1 55H5ZM204 46H205V48H207V44L204 45ZM202 50L205 51L204 48ZM19 52H20V49L12 52L11 53L12 54V57H19ZM10 59H11L10 57H7L6 59H4V61H6L7 63L4 64L3 67H8V62L10 61ZM55 59H56V57L54 55L49 57V60H55ZM100 59H102V58H100V56H97V57H95V58L92 59V62L94 63V61H96L98 65H99V62H102V65H103V60L100 61ZM107 59H108V57H107ZM107 59L105 58L104 59V62ZM243 59H245V58H243ZM109 60L111 62L109 63V61L107 60V63L110 64L109 66H111L112 69L109 70L111 67H109L107 65L108 66V70L107 69L106 70L104 69L106 71V73H107V75H105V76H108V74L112 73L110 75L111 76L115 75L117 77V79L116 78H114V79L113 78H110L111 76L109 75L110 77L108 76V78H106V81H107V84L108 85L107 86L106 85L105 86L104 85L102 86L101 83H104L102 81H105L104 80L105 77L102 78L103 73H104L103 72L104 70L102 69L103 71H101V69H100L102 66L99 67L100 71L103 72V73L100 72L102 74V76H100L102 78V81H101V79H99V77H97L98 78L97 79L98 81L95 80V75L98 74L99 71L96 72V74H95V71L94 72H87V73L84 71L87 74V76H89V78H91L89 80L91 81L94 78V80H95L96 83L93 84V85L91 83H88L90 86H88L87 82L85 84L83 83L82 84L83 88H81V89L83 90V89H86V87H87V89H89V93H91V91H96V92H93V96H91L92 94L91 95L90 94L89 95L86 94L87 96H85L84 99L81 98L83 100L78 99L75 96H72L73 94L71 95V93H68L67 96L65 95L64 98L69 99L70 100V104L73 107H76V108L79 107L78 114L77 115L76 114H73L72 117H71V119L68 118V120H65V121L62 119V112H61V110H60L59 113L55 114L54 109H57L56 105L53 104L51 101H46L45 97L41 93L37 92V93L27 94V92H25L21 87L17 86V84L15 82L11 81L6 75H1L0 74V127L3 126V125H5L6 123H9L10 124V128H11V136H0V141L2 142V148H1L2 149V152L0 153V156H3V154H2L3 152H4V155H5V157H3L4 158V161H2V160L0 161V180L4 181L5 184H6V189L4 191V194H1L0 195V198L3 199L4 197H8L9 199L12 200L11 205H10V208H9V216H5V217H3V218L0 219V264H12L10 261H8V260L5 259V255L7 254V250L5 249V244H10L11 245V248L12 249L9 250L8 252H10V254H11V260L14 261L15 264H18V262L16 260L19 258V255L22 252L19 251L20 254H18L19 252H17L16 256H18V258L16 259L13 256V251L16 250V249L22 248V247H25L26 250H29V248L32 249L31 242L33 243V241H35V244H33L34 245L33 246V249L31 251H28V254H29V252H31V255H33V258H31L32 257L31 255H29L32 261L30 260L28 262L35 261V264H51L53 262V260H54V264L56 262L58 264V262H59L58 260L59 259H60L61 262L64 261V260L67 261V262L68 261H71V264H117V263H119L121 261V259L123 258V256L127 254V252L129 251V247H131L130 248V251L133 254L134 249H133V251L131 249L134 248V247H136L135 248V252H136V250H139V248H142L143 247V244H144V246L146 244L147 245L150 244L149 247L148 246H145L144 248L147 247L146 250L149 248L147 251L148 252L151 251V252L149 254L146 252V254H145L144 253L145 252V249L142 248L140 250L142 252H139V253L143 257H144V254H145L146 255V257H145L146 258L145 263L151 264L150 261L153 260V259L150 258V255L153 254L152 253V251H153L152 248L157 245L154 249H157V251H159V249L162 246H164V244L166 242L165 241L164 244L161 245V247H160V245H158V244L155 243L156 242L155 239L160 236L159 234L162 235V232H163V234L166 233L165 236L164 235H162V236L165 237V240H167L169 243L167 242L168 244L167 243L165 244V245H168V248L164 246V248H167V250H165L164 253L162 252L163 255L161 256V258H159L158 256L157 257L160 260H163L162 262H164V264H185L186 262L191 263L194 259H197V258L205 259V261L206 260H209L212 264H222L221 263L222 259L220 258V256H222L224 254L225 250H226L225 249L226 248L225 247V241H227V239L229 240V244H230L229 246L231 248V253L235 252V251H233V248L236 247V244L239 243V240H241L242 237H244L243 238L245 240L244 243H246L248 240H250V242L253 243L252 246L255 245V244H257V245H255V247L258 246V243H260V244L261 243H264V238H261V237H264V235H263V233H264V229L263 228L264 227L263 228H260L259 230L258 229L254 230L255 229L254 228L255 225L252 226V222L254 224L256 223V225L258 227L260 226V222H261L262 225H264V215L261 214V213L259 215L258 214L259 212H257L256 209L254 211L252 210L253 212L250 211L251 212L250 213L249 210H251V209L248 207L249 209L247 210V207L245 208V205H242V204H245V203L242 202L244 199L242 200L240 197H237L236 196L237 193L235 195H233V193H234V187L236 185V184L234 185L235 180L236 179H239L241 181V182H239L238 180H236V181L239 182L238 184H240V183L242 184V182H243L241 180V173L239 172L240 173V177L238 178V176L235 173V171H239V170L242 171V172L244 171L243 173H247L249 171H252V169L250 168L251 165L250 166L248 165L250 163H248L246 165V162H248V161H246V162L244 161L245 162V164H244L245 166H241L238 163V165H240L241 167H239L238 165H236V166L235 165H231L230 163H229V165L222 164V165L226 166V167H224V166L222 167L221 163H219V161L217 160L218 163L217 162L215 163V167L218 166V165L220 167L218 166L219 168L218 167L214 168V171L212 173L213 179H212V177L210 175H207L208 173H207L206 169L204 168L206 166H209V164H207V162L209 160L207 162H204V163H203V161L205 159L201 160V158H199V159L197 158V159L199 161H202V163L197 162L198 160L192 161L194 163H197L196 164L197 165V170H196L195 167H194V170L192 169V171H194V173H192V174L195 175V178L194 177L191 178V175L192 174L190 175V177H188V174H187L188 172L191 173V170H188V165H191V163H188V165L185 164L184 166L181 165V164H184L185 162L182 160L184 162V163H182L181 160H179L180 157H181V159H182V157L184 158V156L189 158V156L191 154L189 152L183 153V152H185L184 150H183V152H181L182 150L180 151V149H179V146L181 145L180 141H178V145H177L175 142H173L170 139V137H172V136H175V137L179 136L178 139L181 140V142H182V140L184 141L182 143H185V141L187 143L188 139H190V136H191L192 141H193V138H194V141H197L198 138L200 140H202V141L199 140V142H197L199 144V147L198 148H200V144L204 145V143H203V139L204 138H202V137H204V133H205V132H202L204 129L201 130V133H202L203 136H201V133H200V135H197L196 132L198 131V129L196 130V128H198V125L199 124L198 125H194V127L196 126L195 129H194V127L192 128L193 125H191L192 122L195 123V124L198 122L197 120H195V122H194V120L192 121L191 119L192 118H195L194 116L199 115L200 111H199V113L197 112V114L192 113L194 115L193 116L190 115L189 118H187L189 115L187 116L186 114H184L185 115V117H184L182 115V113L179 114V116H183V117L176 118L178 116H176V112L173 109L174 111L173 110L172 111L175 112V116L176 117L173 116L174 114L173 115H172V113H170V114L176 120L173 121L174 118L171 117L169 119L167 117V121L169 119V121H170L169 123L171 125L173 123L172 126L170 125L171 128L170 127H169L170 129L168 128V130H169L168 132L171 134V136L170 135H167L168 134L167 132H166L167 134L164 133L165 135H163L165 137L167 136L166 139L169 138V140H171L174 143V144H172L171 141L167 140V141H169L172 144L171 146H173V145H174V147H177L178 146L177 147L178 154L176 153V156L177 155H180V157L178 156V162L179 163L181 162V164L179 165V163H177V165H179L180 167L182 166L180 169H185V170H183L184 172L187 171V172L184 173L183 176H187V179H189V181H190L189 182L184 177L185 180L189 182L188 184H184V185H186V187H187L186 189L188 191L186 189L185 190L187 192H189V194H191V196L188 195L190 197V198L188 197L189 199H186L185 200V198H184L185 195L182 196V200L179 199V197H181L182 192H183V191L182 192L180 191L181 189L179 190V193L181 192V194H178L177 193V194H174L173 195V194H171L172 192H168L167 193V191L169 189H170V191H172V189H173L174 193L177 192V188L178 187L174 186L172 181L170 183V184H172V186L167 184V185H165V187H161V185L163 184L162 182H165L164 184H166V181L168 183V181L170 180L169 179V176H171L170 174L172 173L171 172L172 171L171 169H175V171H177L178 170L177 168H179L178 166L176 167V165H175V167L172 166V164H171L172 161H169L170 160L169 158L166 159V160L169 161V162H166V165L167 166H170L171 165L170 167H172V168H170L168 170V171H170V174L169 173L166 174L167 171L166 170H163L165 168H161V164L163 163V161H164V163L162 165H165V159H164V157H167L168 155L170 156V154L168 153V152H170L169 150H167L168 151L167 152L168 153L167 156L166 155L163 156L164 153H162V155H161V153L159 152L160 153L159 155H161L163 157V158H160V159L163 160V161L160 160L162 163L161 164L160 163H157V165L161 169L155 166L156 163L153 164V162L152 163L147 162V161H150L148 159L150 157L149 156L150 153H149V155L144 154L143 156H139L140 158L143 157V160L144 161L142 160V158L141 159H135V156H138L134 152L135 149L137 148V143L138 142L137 141L135 142L134 141V138H132V137H130V139H129L128 136H126V137L122 136V135L125 134V131L126 130L119 129L118 127H117L118 129L117 128L113 129V128L118 125L120 128H127V130H128V128H129L128 127V125H129L128 122H129L130 123L129 126H131V129H132V126L134 125L135 126V129H136V127H139V129L141 131V132L138 131L137 132L138 135H136V133L134 131L135 129L132 130V132H134V136H135V139L136 140H139V139H137L138 136H139V138H141V137L143 138L144 135H145V137L146 136H149L150 135V131H152L151 133L153 135H155L156 134V131L154 130L155 131V133H154V131L150 129V128L153 127V125L151 124L150 118L152 117L154 119V122H155V119L156 118L157 119L158 118L161 119V122L159 121L161 123V126L160 127H161V129L162 128L164 129V127L166 125L163 127V124L166 123V122H164L162 124V122H163L162 119H165L166 118V115L169 116V114L167 113L168 111L170 112L169 107H170V109L173 108L171 106L168 107V103L169 102L166 103L167 100H165V103L163 102V100L161 98V95H163V99H164L165 96H167V98H170L171 97L170 100L172 99V95H173L172 101L174 100V98L177 99L178 96L176 97L173 94L174 91L172 92V90H171L172 94H171V92H169V93L167 92L168 94L166 93V95H164L163 93H165L166 91H170V90L167 89L165 92H163L162 91L163 88H160L159 87L160 83L159 84H156V85H158L159 89H157L158 87L155 85V83H154L155 88H152L151 87L149 89V86H151L153 84V82H151V79L147 78V75L145 73H144V76H143V73L141 74V76H138L139 72H136V70L135 71H132L133 69L131 70V72L128 71V69L126 71L124 69V72H127L128 71L127 74L125 75L127 77L125 78V76H124L125 79H128L129 77H131L130 74L132 72L133 73L135 72L134 74H137L138 73L137 74L138 77L135 76L133 73H132V77H134L135 79L136 78L139 79V77H142L143 76V77H145V79H148L147 80L148 83H147L146 80L144 81V78L143 79H140V80H143L146 83H141L140 81L131 82L132 81L131 79H133L132 77H131V79L130 78L128 79V80H130L129 82H131V83H128V80H125V79H124L125 82L123 81V79L121 81V77L119 75H121V73L123 75V72L115 71V69L118 70L117 67H116V65H118L117 63H119V61L116 59L117 60V63H114L115 60L112 61L110 58H109ZM63 61H65V63L68 65L69 62L66 61V59H63ZM236 61H239V63H243L242 62L243 60L240 61V60L237 59ZM236 61H235V64H236L235 66H237V64H238V62H236ZM60 62H62V60ZM120 62H121V60H120ZM104 64H106V63H104ZM62 65L63 64H61V66ZM67 65H65V66H67ZM107 66H104V68L107 67ZM114 66H115V68H114ZM121 67H120L119 70H121ZM62 68H63V66H62ZM63 70L64 69H61V71H63ZM107 71H109V72H107ZM112 71H115V72H112ZM71 72L74 73L76 71L75 70L74 71L73 70L69 71V73H71ZM118 72L120 74H118ZM67 73H68V71H67ZM67 73H66V75H67ZM73 73H72V76L74 77L75 75ZM79 73H81V72H77V74H79ZM100 73L98 75H100ZM251 73L254 74V72H251ZM256 73H257L256 74L257 76L255 75V77L254 78L252 77V79H254V82L257 83L256 86H255L256 89H257V91H258L257 92V94H258L257 97L259 98V102L261 101V103H262V101L264 100V88H263V85H264V72L258 71ZM83 74L84 73H82V75ZM80 75L81 74L78 75V77H77L78 79H79V76ZM249 75L252 76L251 74H248L247 77L244 76V78L246 80L248 79V81L250 83L249 86H250L251 83H254V82L252 81V79H249ZM87 76H85V77H87ZM109 78L110 79H113V81L116 79L115 80V83H117V84H115L113 81L110 83L109 82ZM84 79H86V78H84ZM84 79H83V81L85 82L86 80H84ZM245 79H244V81H245ZM94 80L91 81V82L94 83ZM106 81H105V83H106ZM149 81L152 84H150ZM121 82H123L122 83V87L123 88L125 86V85L123 86V84H126L127 83L126 84L127 85L126 87H129L131 92L129 91L128 88H125L126 89L125 91H127V89H128V91H127L128 96L133 95V96H135V98H137V99L134 98L133 101H135V100L141 101V102L135 101L134 103H136V102L141 103L142 104L141 105L142 108L140 107V104L135 106V105L129 103L127 106L129 107V105H130V108L131 109L130 108H127L126 109V107H125V109H123V106H122L123 103H124L123 100H125L127 98L126 92L124 90H123L124 92L121 90V92L125 93V95L123 93L120 94V90L119 89H118V92H117L119 95L116 94V93L114 94L113 91L111 92V88H112V90L114 88L115 92L117 91V88H119V87L122 89V87L119 85V83H121ZM80 83H82V82H80ZM80 83H79V85H81ZM156 83H158V81H156ZM113 84H115L116 86L118 85V86L116 87ZM128 84H129V86H128ZM130 84L131 85H134L136 87V89L134 88V86L132 87ZM138 84H143V85H141V87H138V86H136ZM144 84L145 85L148 84L149 86L146 85L147 86L146 87ZM261 84H263V85H261ZM258 85H259V87H258ZM115 87H116V89H115ZM74 88L71 87L70 90L71 91H74L75 90ZM72 89H74V90H72ZM137 89L140 92L143 91L144 96H145V99L143 98L144 96H142L140 93H138V90ZM146 89L149 90V91L150 90L152 91V89L155 90V94L153 92V94H154L153 96H156L157 98L154 99L155 97L154 98L151 97L152 98L151 99L149 95L152 96V92L150 91L151 92L150 93V92L146 91ZM160 89H161V91H159ZM134 90L137 91V92H135ZM79 91H80V86H79ZM104 91L105 92L107 91L106 93L109 92V94H110V92H111V94L112 93L114 94L113 95L114 97L112 95H110L111 96V98H110L111 100H109V98L107 99V97L104 95V98L106 97V100L105 101H107V100L111 101V102L108 101V107L110 105L111 108H112L111 110H109V112L107 110L108 108H105L107 106H105L106 102H104V98L103 99L100 98V97H103L102 94H101V92L102 93H105ZM97 92L98 93L100 92V93L97 94ZM82 93H83V91H82ZM94 93L97 96H94ZM133 93L134 94L137 93V95L140 94L141 96L138 95V97H136V94L134 95ZM147 93H149V94H147ZM178 94H179V98L178 99H180L182 97V94L180 92H178ZM180 95H181V97H180ZM107 96H109V95H107ZM115 97L116 98H119L118 103L119 102L121 103L123 101L121 103L122 105L119 104V105L122 106V108H121L122 113L120 111L118 113V109H116V112L118 114L121 113L122 115L121 114L118 115L115 111H114V113L112 111L114 109L113 108L114 106H115V108H119V110H120V106L118 105V103L113 101V99ZM140 97H142L145 100V103L147 101L149 103H153L154 106H157V107H159L162 103L164 105L162 104L163 107H159L160 108V111H159L158 110L159 108L157 109L154 106L152 107L150 104H148V106L146 104H144L142 102V99L141 100L139 99ZM167 98H165V99H167ZM183 98H185V97L183 96ZM120 99L122 101H120ZM129 99H130V102H131L132 98H129ZM129 99L127 100L128 102H129ZM158 100H160V101H158ZM128 102H125V104L128 103ZM155 102H157V103H155ZM185 103L187 104V102H185ZM2 104H3V106H1ZM174 104H177V102H174ZM169 105H170V103H169ZM180 105H184V106H181L182 109H179V110H184L183 108L184 107L187 108V106L189 104L185 105V104H182L181 103L178 106H180ZM262 105H264V103ZM116 106H118V107H116ZM138 106L142 109V111H143V108L145 109V107H149L150 109H152L150 111L152 113L154 112V109H155V111L157 109L161 114H164L165 118H164V116H161V115L158 116V114H159L158 112H157L158 113L157 115H156L155 112H154L155 114L154 113L153 114L151 113V115H148V116H151L149 118L148 116H146L148 114V112H149L148 111L147 114L144 115V118L147 117L149 119L143 120V122H142L143 116L141 117V115H143V112L146 113V111L149 110V109L146 108L147 110H145L143 112L141 111L142 114L138 115L140 113V110H141ZM178 106L176 107V109L178 108ZM190 106H192V105H189V107ZM137 107H138V110H139L138 111V114H137V111H135V110H137ZM181 107H179V108H181ZM189 109H191V111H192L193 108H189ZM189 109L186 110V111L188 112ZM110 111H112L113 114ZM190 112H188V113H190ZM192 112H195L194 109H193ZM99 113H101V114H99ZM105 113H107V114L110 113L109 115L112 114L113 116H110V118L109 117L107 118V116H109V115L106 116ZM165 113H167V114H165ZM136 114H137V116H135ZM20 115L22 117L21 121L17 120V117L20 116ZM99 115L102 116L101 119L99 118L100 117ZM117 115H118V117H117ZM177 115H178V113H177ZM66 116H67V112H66ZM103 116L104 117L106 116V118H104ZM153 116H155V117L157 116V117L154 118ZM112 117L113 118L115 117V119H113ZM124 117H126L125 120H127V121L125 123L128 124V125L124 124V121H125L124 120ZM131 117L133 118V122L132 121H128L129 120L128 118L131 119ZM95 118H97V119L95 120ZM183 118H185V120ZM98 119H100V120H98ZM102 119L106 123H108V124L106 125V123H105V126H104V123H102L104 121ZM107 119L108 120L111 119V120L108 121ZM157 119H156V121H157ZM171 119H173V120H171ZM177 119H178V125L175 124V123H177L176 122ZM180 119H181V121H180ZM186 119H187V121H186ZM94 120H95V122L97 121V123H99V121L102 120L101 123H100L101 124V129L99 130L97 128L99 131L96 129L97 130V136H98V134H101L102 136L105 135L106 137L103 136L104 138H101L100 136L99 137H95L94 136L95 138H92L93 135H94V133H93V135L91 137L90 134L92 132L89 133L87 127H89V125H90V127L92 128L93 125H91V124L94 123ZM55 121H56V127L57 128L56 129H53V125H54L53 123ZM110 121H111V123H110ZM165 121H166V119H165ZM159 122L157 124H159ZM179 122L180 123L182 122V123L180 124ZM97 123H95V125ZM139 123H142V127H143V124L145 125L143 127L145 129V132H144L145 134L142 132L144 129L142 128V130H141V124H139ZM152 123H153V121H152ZM183 123H185V124H183ZM187 123L190 124V127H191V130L192 131L190 130V128L188 126H187L188 128L185 127V125H187ZM147 124H149L148 126L150 128L149 127L147 128ZM166 124L168 126V123H166ZM155 125H156V123L154 124V126ZM174 125H175V127L177 125L179 128L180 127H182V128L179 129L178 127H176V129L174 128V131H172V127ZM200 126H201V124H200ZM94 127L92 129H94ZM160 127L158 126V128H159L158 130L159 131H161ZM166 129H167V127H166ZM188 129L192 132L190 134H193V133H195V134H193V135H187V133L189 131ZM199 129H200V127H199ZM158 130H157V133L159 132ZM194 130H196V132ZM90 131H91V129H90ZM175 131H176V133H175ZM211 131L213 132V130H211ZM17 132H19V133L16 134ZM86 132L89 133V134L87 135ZM146 132H147V134H146ZM173 132L175 134H173ZM199 132H200V130H199ZM207 132H209L208 129H207ZM114 133H117V134H119V136L121 135L122 137H120V139H117L116 136H118V135H116ZM128 133H129V136H130L131 135L130 134V131L127 132V134ZM142 133H143V136L141 135ZM194 135L195 136L196 135L198 136L197 139H195V136ZM206 135H208V134H206ZM55 136L58 139L53 140V137H55ZM113 136L116 137V138L114 139ZM150 138L152 140L151 135H150L149 139ZM155 138H158V139H155ZM161 139H159V137H155L154 136V139L151 142V140L147 141L148 139L146 140V138H144L143 139V143L146 144L145 147H147V145L149 143L153 144L154 140L162 141L161 145L165 144V143H163L164 139H162V140ZM141 141L142 140L140 139L139 140V144H138L140 146V148H139L140 150H142L141 149L142 148L141 146L143 145V144L140 145L142 143ZM194 141L191 144V147L192 148H194L193 147L194 145L197 146V144L194 143ZM212 144L213 143H211L210 145L212 146ZM166 145H167V143H166ZM183 145L185 146V144H183ZM186 146H187V144H186ZM211 146H210L209 150L211 149ZM148 147L145 148V149H148ZM167 147H168V145H167ZM169 147H170V145H169ZM188 147H190L189 142H188ZM204 147H205V145L202 148L203 150H205ZM171 148L173 150H175L173 147H170V149ZM183 148H185V150L186 149L188 150L187 147H183ZM39 149L42 152V154L39 153L40 154V159L44 160V163L47 166H53L54 169L52 168L53 170L50 172V168H46L45 167L44 169H42L41 172L39 170L40 173L39 172H36V174H37V177H36L37 180H35L36 179L35 178L36 175L33 176V178H35L34 181L30 180V181H32L34 183H37V185H38L37 189L35 191H33L34 188H36V187H33V190H32L31 189L32 188V185H31L32 183L31 182L30 183H26L24 181V177L26 176L27 170H28V166L31 163L30 158H36L35 151H37V150L39 151ZM151 149H154V148L152 147ZM107 150H110V151L112 150L111 152H113L111 156H110V154H111L110 151L108 152V153H110L109 154L110 157L108 156V154H106ZM149 150H147L145 152L147 153V152H149ZM159 150L161 151V148ZM196 150L197 149H195V151ZM199 150H201V149H199ZM215 150L217 151V149H215ZM131 151L134 152V154L131 153ZM137 151H138V149H137ZM195 151H194V153H195ZM139 152H137V154ZM141 152H144V149ZM200 152H202V151H200ZM205 152H207V151H205ZM152 153H154V152H152ZM185 154H188V156L185 155ZM131 155L134 156V159H130L131 158L130 157ZM171 155L173 156L175 154L172 153ZM152 156H153V154H152ZM161 156H158V157H161ZM176 156L175 157L174 156L172 157V158H174L175 161H177L175 159V158H177ZM201 156L203 157L204 154L200 155V157ZM103 157H105V159H106V157L107 158L109 157V159H107V160L112 159V162H110L111 164L105 163L106 161L104 162ZM127 157L128 158L130 157L128 161H126L127 160ZM195 157H199V155H197V156L195 155ZM115 159H117L116 160V163H115ZM245 159L247 160V158H245ZM132 160L134 162L135 161L136 162L138 161V163H140V161H141V163H140L141 165L142 164L145 165L144 162L147 160L146 161L147 164L145 166L142 165L143 166L142 167L143 169H141V166L139 167V164H138V167L140 168V170L138 172L137 171L138 170L137 169V163H136V165L134 167L133 164H135V163H133ZM171 160H173V159H171ZM174 160H173V163H174ZM214 160L212 158V159H210V162L211 161H214ZM99 161H100V164H99ZM118 161L121 162V163H119L120 165H122V164L124 165V162H126L125 164L128 163V166H129V163L131 165H133V169L134 170L136 169L135 170L136 173L138 172V174L135 173L136 174V176H134L135 179H136V177L140 173H141V175H142V173L146 175V173H144V169H145V172L147 171V175L149 176V178L147 177L148 180H150V178L151 179L155 178L154 179L155 180V183H153L155 187L150 186L151 184H149V182H146L145 181L146 178H145L144 175L141 176V177L138 176L139 178L137 177L138 179H136V180L130 179L131 176L133 178V175H134V174L130 173V172H132L133 169H130L129 167H127L128 169H130V171H129L126 168L129 171V173H128V171L124 168L125 171L127 172V174H126L125 171H122L121 170L122 167L119 166V164L117 163ZM151 161H153V160H151ZM241 162L242 161H240V163ZM101 163H102V165H101ZM167 163L168 164L170 163V165H168ZM117 164H118V166L121 169L117 166ZM226 164H228V163H226ZM211 165H212V163H211ZM192 166H193V164H192ZM229 166H230L231 169L230 168L229 169L227 168ZM191 167H190V169H191ZM167 168H169V167H167ZM200 168H202V169H200ZM243 168H245V169H243ZM226 169H227L228 172H226ZM96 170H97V174L95 173ZM141 170H143V171L141 172ZM233 170H234V172H233ZM245 170L247 172H245ZM179 171H182V170H179ZM179 171H177V174L179 173ZM231 171H232V174L234 173L236 175L235 180H234L233 176L230 174ZM174 173H176V172H174ZM180 173L183 174V172H180ZM180 173L178 175H180ZM85 174H86V176H85ZM164 174H166L167 177H165ZM185 174H187V175H185ZM226 174H228L227 177H226ZM247 174H245V175H247ZM161 175L163 176V179H161L162 177L160 179H158ZM249 175H253V174H250V172H249ZM83 177H85V178H83ZM175 177H177V176H175ZM178 178H176V179L175 178H172V179H174V181H176V182H179V181L182 182L183 181V180L182 181L181 180L178 181ZM180 178L182 179V175H181ZM242 178H243V175H242ZM74 180H75V183H73V185H76V182H81L82 183L81 184L82 187L79 186V188H77V189H76V187H74V190H79V192H82L84 190L86 192L85 193L86 194L85 198H87V200H89V198H90V199H92L91 201H93V202L95 200L94 198L101 197L100 200H101L102 207H104L103 206L104 205L103 204V201L105 202V205L108 204V203L111 204L114 199L115 200H118V199H116L117 198L116 195L117 196L119 194L121 195V196H119V198L121 197V200L119 201L120 203L118 204L116 202L117 203L116 205H118V206H116V207L114 206V208H115L114 210L112 208L111 209L113 211L117 212L118 213V216H120L119 215V213H120L121 214L120 218L123 217L124 218L123 221H126V223L129 225L127 228H129V227L130 228L127 230L124 227L126 225V223L125 224L122 223L123 221H121V220H119V221L117 220L116 221V222H120L121 221L119 223L120 226L117 223H116L117 225L115 224L116 227L117 226L119 227L118 230H120V227L123 226V230H122V227H121V231L122 232L121 231H118L119 233L121 232L123 234L124 231L125 232L127 231L126 234L125 233L123 234V236L126 235L125 236V239H127V237H128L127 235H129L128 232L131 233L130 236H132V238L131 237L129 238L130 239L129 245H131V239H133L134 236H135L134 235V232H132V231L134 230V227H135L134 225H137V223H136V219L137 218L136 219L134 218L135 221L132 222L133 223V226H132V223H130V221H129L130 219L129 218H131L132 216L134 217L135 214L133 213L134 215L132 214V216L129 217V215L127 213L131 212L134 209L137 210V208H140L141 207L140 206L141 199H142V197L143 198L145 197V195L143 196V189H144L143 187H145V186H148L149 187V189H150L151 192L150 193L148 192V194H151L152 195L151 198H153V199L151 200L149 198L151 201L149 199H148V201H150V202H147L146 201L147 202V206H145L146 207V211H145V207L144 208L141 207V208L143 209V211L146 214H148V216L150 214H157V218L162 217V220H163L166 216L167 217H169V216H168V214L166 215L165 213L162 214V210L164 211V208L165 207H167V208L170 207V208H168L169 210L165 208L166 211L167 210L168 211H170V210L172 211V213H170V214H172V216L170 215V218L171 219L168 218L169 220H167L165 222L167 225L170 226V230H168V228H167V230L161 229L162 227L161 228L158 227L160 225L157 226V224H156V227H155L154 226L155 223H153V220L156 217L153 218V216L151 215L150 218L149 217L148 218H149V220L151 218H153V219H151L149 221V220L145 219L146 215H145L144 212H142L143 215H145V217L143 218V220H145V221L144 222L143 221L142 222L139 221V223L140 222H141V224L143 223L142 225L138 223L139 226L141 225L142 230L143 229H144V231L145 230L146 231L148 230V232H149V229H152L154 233H156V230L155 229L157 227L159 228L157 232H159L161 230L160 231L161 233L160 232L159 233H156V235H154V234L151 235V232H149V234L151 236L146 232L148 234V236L151 237V239H152V236L155 237L158 234V236L155 239H152V242L154 240V243L153 244H155V245H153V247L151 246V241L149 242V240H148V239H150V237L148 239H144L143 241H141V237H139V236H136V237H137V239L140 238V241H141L140 243H142V245L139 244L140 247L137 244L138 242L136 243L135 240L133 242L135 246L125 245L127 242L124 240V237H122L121 234H120V237H118V233H117V238H118L117 240L119 241V238L122 237V240H124V242H126V243L124 244V247L121 246V245H118V246L114 245V243H112V242H114L113 238L116 239V236L109 235L110 233L112 234V231H113V230L112 231L110 230V232H109V229H111L110 228L111 225L107 229L108 230L107 231L108 232L107 233L108 234V236H107L108 238L106 237L107 238V241H106V238L104 237V235L106 236L107 234H104L105 232L104 233L102 232V231H104L103 230L104 228L102 229L101 227L103 225H105V224H103V222L104 223L106 222L105 221L106 218H105V215H104V210L106 211V213L107 212H110L109 211V206L110 205L109 204H108L109 206L106 205V207H105L106 209L105 208L103 209L101 207V205H99L98 203H97L98 206L96 205L97 207H94V205L92 206L91 205V201H90V204L89 203H87V204L92 206L91 207V210L88 209L90 207H87L86 209L82 208V207H85L83 205H86L85 202L87 201V200H85V202H82L85 199L82 196L84 194L80 195V196H82V199H80L79 198L80 196L79 195H78L79 197L77 196V193H78L77 191H76L77 193L74 192V191H70V190L73 189V187L71 188L69 186L70 187L69 188V187L65 186L66 185V182H70V184H72L71 182L74 181ZM191 180L193 182H191ZM218 180H219L220 186L218 184L217 189H219L220 187L221 188L219 190H216V187L213 186V185H216V182H218ZM98 181H100V183H102L101 186H99V183H97ZM214 181H216V182H214ZM226 181L229 182V183H226ZM176 182L174 184H176ZM244 182H245V180H244ZM96 183H97V185L94 186ZM248 183H249V180H248ZM251 183H252V181L250 182V184ZM244 184L242 185V187L244 186ZM30 185H31V188H29ZM67 185H68V183H67ZM78 185H80V183ZM225 185L228 186V187H226ZM247 185H245V186H247ZM33 186H34V184H33ZM249 186H250L249 189L251 187L252 188H251V192L250 193H249L250 190H248V194H251L253 192V193H255L254 194L256 196L255 198L258 197V199L261 198V200L264 201V193L257 192L256 189H253V185H249ZM68 188L70 189L69 191L67 190ZM98 188H100L102 191H100V189H98ZM240 188H241V186H240ZM240 188H239V190H241ZM245 188H247V187H245ZM94 189H95V191H93ZM164 189L167 190L166 191L167 194L164 192ZM247 189H245V191H247ZM97 190H99L100 192H98ZM103 190L105 192H107L106 193L107 195L104 194V191ZM114 190H115L116 193H119V194H115L113 192ZM129 190L130 191L131 190H133V191L135 190V193L133 194L131 192L130 195L131 194L135 195L136 193H138L141 196L140 197L141 199L139 197L138 198H134V197L129 196L128 195V193L130 192ZM146 190L148 191L147 188L145 189V191ZM183 190H184V188H183ZM252 190H254V191H252ZM255 190H256V192H255ZM127 191H129V192H127ZM243 191H244V189H243ZM108 192H109V195L110 196L108 195ZM162 192L165 193V195H164L165 197H163V194L161 196V193ZM125 193H127V195ZM184 193L186 194V192H184ZM246 193L247 192H245V195H246ZM79 194H81V193H79ZM100 194L101 195H105L106 197L103 198L102 196H99ZM148 194H147V197H148ZM240 194L241 193L239 192V195ZM74 195H76L79 200L75 199L77 197H73ZM113 195H114V197H113ZM171 195L172 196H175L176 195L175 197L179 199V200L177 199V204H175L176 202L174 201L175 202L174 203L175 205H173V206H171V205L173 204V200L176 199V198L175 197H173L174 199L171 198L172 197ZM229 195L230 196L232 195L233 198H235V199L240 198L241 200L238 199V200H240V203H239L238 200H237V203H235L233 200H231L232 198L230 199V197L229 198H226V200L228 202H226V201L224 202L223 201V198L226 197V196H229ZM234 196H236L237 198L234 197ZM107 197H109V198H107ZM136 197H137V195H136ZM185 197H187V196H185ZM248 197H246V198H248ZM106 198L108 199L107 203L105 201ZM248 199L250 200V198H248ZM248 199H245V200H248ZM258 199H257V201H258ZM245 200H244V202H245ZM252 200H251V204L253 202ZM75 201L76 202L80 201L81 204H77V206H78L77 207L76 204H75L76 203ZM95 201H98V200H95ZM144 201L142 200V202H144ZM263 201H261V203ZM98 202L100 203V201H98ZM146 202H145V204H146ZM178 202H180V203H178ZM72 203H74L75 206L77 207V211L81 210V211H79V213L76 212V209L75 208H72L74 206V204H72ZM82 203H84V204H82ZM247 203L248 204H246V205L249 206L250 205L249 204L250 201L247 202ZM254 203L255 202H253V205L252 206L250 205V207L257 208L256 204L254 205ZM257 203L260 204V201L257 202ZM112 204H111V206H112ZM114 204H115V202H114ZM141 204L143 206V203H141ZM222 204L224 206H222ZM230 204L231 205L234 204L235 207L230 206ZM262 205H264V204H262ZM242 206H244V207H242ZM17 207H22V209L20 210L19 213H16V208ZM66 207H68L67 210H66ZM107 207H108V211H107ZM58 208H60V210L61 211L63 210L62 212H64V213H61L60 211H57V212H59V214L60 213H61V215L62 214H65V213L67 214V212H68V214L67 215L65 214V216H62V217H61V215L59 216L58 213L56 212V210ZM141 208L139 210H142ZM64 209H65V211H64ZM83 209L84 210H87L88 209V210H87V212H85V211H82ZM261 209L263 210L264 208H261ZM68 210H70V211H68ZM112 212H110V213L111 214L115 213V212H113V213ZM262 212H264V211H262ZM76 213L81 217V218H79L80 220H78V221H75L73 219V216L74 215L77 216ZM117 213H115V214H117ZM125 213L129 217L128 219H127V216H126ZM140 213H141V211H140ZM56 214L58 215V217H60L57 220L62 219L60 221H63L64 218L66 217V219H65L66 221L65 222L63 221L64 223H62L60 221L59 222L58 221H55L56 218H54V217H55ZM115 214H113V215H115ZM122 214H124V215H122ZM137 214H139V213H137ZM236 214H238V215H244L242 218H245V219H242L241 216L239 217L240 219H239V222H238L239 224L238 225H243L242 227H244V229H246V231H247V232L246 231H243L244 229H241L242 227L240 226L241 227L240 229L242 230L241 231L242 233L240 232V236L238 235L239 234L238 233V229L236 230V222L238 221V218H235V215ZM52 215H54V216H52ZM57 215H56V217H57ZM130 215H131V213H130ZM107 216L109 217V215H107ZM47 217H48V219H47ZM50 217L51 218L53 217L52 219L55 222L52 219H50ZM236 217H238V216H236ZM49 219L54 224H51L50 221H49ZM138 219H139V217H138ZM45 220H47V221H45ZM107 220H108V222L110 224L109 219H107ZM141 220H142V218H141ZM44 221L46 222V224L49 221L48 222V226L42 224V223H45ZM112 221H113V219L111 220V223H112ZM167 222H169V223H167ZM187 222L192 224V225L190 224V226H192L191 228H190V226L188 227V223ZM30 223H32V224H30ZM49 223L51 224L50 227H49V225H50ZM163 223L164 222H162V224ZM226 223H229L230 224L229 233H227L225 231V229H224V226H225ZM28 225H30V226H28ZM32 225H35V227H36V225H38V227L47 226L48 228H47V230H45V229L44 230H41L42 228H45V227H42V228L38 229V227L37 228H34V226H32ZM55 225L57 227H55ZM62 225L63 226H66V227H63ZM112 225H114V224L112 223ZM138 225H137L136 228H138ZM167 225H165V226H167ZM60 226H62L63 228L60 227ZM152 226H154L155 229L154 228H149V227H152ZM112 227H115V226H112ZM116 227L114 228V230H117ZM132 227H133V229H132ZM64 228L66 229L65 232H64V234L62 236L59 235V237H58V234L61 233V231L63 232L62 229H64ZM249 228L251 229V231L250 230H247ZM261 229H263V230H261ZM39 230L42 231V233ZM59 230H61V231H59ZM37 231H39L40 234ZM136 231H135V233H136ZM256 231L259 234L258 233L256 234ZM243 232H245V234H246L245 236H242V235H244ZM54 233H58V234H56L57 235L56 236V239H55L56 241L54 240V238H55ZM235 233H237V234L234 235ZM248 233H249V235H248ZM24 234H26V236L28 235L27 237L29 239V240H26L25 244L23 242H20L21 239H19L20 237L22 238V236ZM141 234L143 235L144 233L141 232ZM141 234H139V235L141 236ZM41 235H43V236H41ZM52 235L54 236V238H53ZM256 235H260V238L263 239V241H259V242L256 241V240H258V238H257L258 236H256ZM44 236H46V237H44ZM48 236H51L50 238H51L52 241H50V239H47ZM109 236H110V239H111L110 241L113 240L112 242H110L108 240L109 239ZM238 236H239V238L242 236L241 239H239ZM252 236H254V237H252ZM42 237L46 238V242H44V243L42 242L41 243V241L43 240ZM103 237L105 238V240L103 239ZM30 238H32L33 240L30 239ZM143 238H145V237H143ZM160 238H161V236H160ZM160 238H158L157 240L160 241ZM127 241H128V239H127ZM163 241H164V239H163ZM18 243H20V244L18 245ZM241 245L244 246L245 244H242V241H241ZM56 247H60L57 250H60L61 247H63L64 249H65V247H68L67 249L69 250L68 251L69 253H66V249H65V253L66 254H69V255L62 254V252H63L62 250H60V251L57 252V250L55 249ZM211 248H214V250H212L213 252L217 250L215 254L218 255V257H219V259L221 261L217 258V255L215 257L214 256V253H211ZM127 249H128V251H127ZM248 249H250V248H248ZM161 250H164V249L161 248ZM50 251L51 252L52 251L53 252L55 251L54 253L57 252L58 254L57 253L55 254L56 257H57V255L60 254V256H59L58 259L55 257L57 259V261H55L56 260L55 258L50 257V255H51V254H49ZM238 252H240V251L238 250ZM137 253H135V254H137ZM129 254H131V253L128 252V255ZM135 254H134V257H135ZM128 255L126 256V258L124 256V260L127 259V258L129 259V257L132 258L131 255L130 256H128ZM140 255H138V256L141 259V256ZM29 256H27V257H29ZM139 257H137L136 260ZM145 258H142L141 259L143 261V263H144V260L143 259H145ZM156 259H155L156 264H162L161 261H160L161 263H158ZM127 260H125V261H127ZM133 260H131V261H133ZM26 261H27V259H26ZM122 261L120 263H122ZM131 261L130 262L127 261V263H131ZM28 262H26V264H29ZM61 262H59V264ZM133 262L135 263V260ZM133 262L131 264H133ZM124 264H125V262H124ZM186 264H188V263H186Z\"/></svg>",
    "mask_w": 264,
    "mask_h": 264
}]
</instances>
